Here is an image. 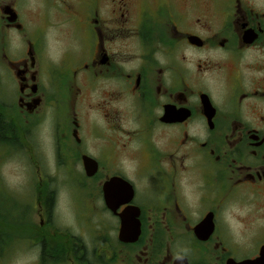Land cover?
Here are the masks:
<instances>
[{"label":"flooded vegetation","instance_id":"obj_1","mask_svg":"<svg viewBox=\"0 0 264 264\" xmlns=\"http://www.w3.org/2000/svg\"><path fill=\"white\" fill-rule=\"evenodd\" d=\"M5 152L0 264H264V0H0Z\"/></svg>","mask_w":264,"mask_h":264},{"label":"rangeland","instance_id":"obj_2","mask_svg":"<svg viewBox=\"0 0 264 264\" xmlns=\"http://www.w3.org/2000/svg\"><path fill=\"white\" fill-rule=\"evenodd\" d=\"M31 4L32 1L28 3V6H31ZM17 159V156L8 152H5V155L0 158L2 170L5 172L6 178L12 182L16 180L17 168L14 166ZM57 171L58 168L54 166V172L56 173ZM21 175L22 180H24L23 168ZM63 175H65L64 172ZM95 185L87 183L81 195H77L75 192L67 189H65L64 193L62 192L63 194L59 193L54 222L61 227H97L100 222L97 217Z\"/></svg>","mask_w":264,"mask_h":264},{"label":"water","instance_id":"obj_3","mask_svg":"<svg viewBox=\"0 0 264 264\" xmlns=\"http://www.w3.org/2000/svg\"><path fill=\"white\" fill-rule=\"evenodd\" d=\"M83 162H84V168H85V171H86L87 175L92 176L95 173L96 169H97L96 161L94 159L88 157V156H84L83 157ZM121 219H122V224H126L125 216H121ZM126 228H129V227H122L121 228V236L125 235ZM138 232H139L138 227H135V236L138 234Z\"/></svg>","mask_w":264,"mask_h":264}]
</instances>
